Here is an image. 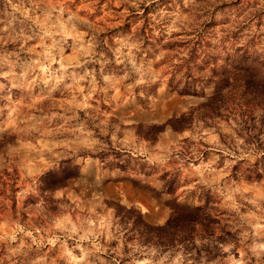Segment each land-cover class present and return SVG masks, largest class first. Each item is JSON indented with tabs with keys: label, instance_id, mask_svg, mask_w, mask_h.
Segmentation results:
<instances>
[{
	"label": "clouds",
	"instance_id": "9594fccd",
	"mask_svg": "<svg viewBox=\"0 0 264 264\" xmlns=\"http://www.w3.org/2000/svg\"><path fill=\"white\" fill-rule=\"evenodd\" d=\"M0 264H264V0H0Z\"/></svg>",
	"mask_w": 264,
	"mask_h": 264
},
{
	"label": "rangeland",
	"instance_id": "374dc122",
	"mask_svg": "<svg viewBox=\"0 0 264 264\" xmlns=\"http://www.w3.org/2000/svg\"><path fill=\"white\" fill-rule=\"evenodd\" d=\"M68 175H71V173H68ZM55 177L52 178V182H55Z\"/></svg>",
	"mask_w": 264,
	"mask_h": 264
}]
</instances>
